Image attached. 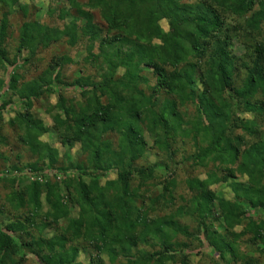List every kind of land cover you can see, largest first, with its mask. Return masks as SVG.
<instances>
[{
  "label": "trees",
  "instance_id": "obj_1",
  "mask_svg": "<svg viewBox=\"0 0 264 264\" xmlns=\"http://www.w3.org/2000/svg\"><path fill=\"white\" fill-rule=\"evenodd\" d=\"M16 1L0 0L2 66L8 64L2 48L6 21ZM87 6L99 12L106 29L105 37L99 26L92 24V15L83 10L77 11L78 18H73L64 35L76 32L80 28L78 23L85 22L80 29L87 40L92 62L102 60L125 73L120 81H114L110 75L104 82L106 85H100L99 91L93 93V103L90 101L79 111H70L63 119L53 120L54 131L62 145L79 144L84 161L56 167L58 153L46 147L40 157H46L48 168L59 174L57 181H37L42 176L40 157L25 168L11 166L16 174L8 179L10 186H14L18 180L33 178L23 190L26 200L12 195L14 209L27 206L32 216L38 214L44 194L49 206L46 217L50 221L42 223L37 230L52 227L67 218L68 206L60 196L61 186L68 192L76 191L83 201L84 217L81 221L69 222L64 230L56 231L52 239L44 242L29 232L30 219L18 218L8 223L3 231L0 229V264H24L29 256L38 264H72L78 239L99 245L111 258L118 249L129 258L121 264H154L156 255L159 256L156 264L173 262L169 254L179 246L173 240L186 234V230L171 217L159 220L158 229L151 233L150 229L158 220L149 217V213L160 205L165 208L167 199L172 201L173 195L172 190L162 189L158 197H147L149 188L143 183L153 179L155 171L149 168L142 173L134 168L146 148L141 127L144 124L146 130L154 134L153 145L158 151L170 152L172 145L177 144L176 139L191 137L195 151L184 161H191L193 168L202 171L212 164V169L202 178L187 176L184 185L190 194L188 205L178 207L174 213L197 220L212 252L222 256L227 249L230 256L236 258L233 244L226 242L228 234H220L207 220H212L213 211L218 210V218L224 224L239 225L241 217L247 213L264 210V143L257 141L247 148L245 143V137L257 135L259 122L264 124V0H88ZM64 15L66 11H62L61 17ZM161 20L167 22L172 32L164 33L158 27ZM152 40H159L160 45H153ZM42 41L41 29L31 30L28 24L23 25L20 50L32 47L33 51ZM96 42L100 52L97 57L91 54ZM236 46L243 49L241 58L235 55ZM68 63L67 58H58L54 68L60 71ZM143 70H154V83L140 75ZM241 71L244 74L239 82ZM48 76L47 72L44 79L24 87L11 80L6 91L31 106L43 90L51 91L56 87L58 79L50 80ZM142 84L147 91L139 89ZM2 86L0 82V88ZM87 86L76 81L68 87L80 90ZM99 92L109 99L111 113L105 117L99 114L88 121L99 112L100 103L96 100ZM188 101L196 108V119L190 128H186L189 124L179 110ZM9 104L8 101L0 107V119ZM238 109L242 116L252 115V119L240 120ZM46 131L41 128V133ZM112 133L118 137L116 152L107 139ZM31 148L36 156L37 146ZM110 170L116 173V179L101 187L99 178ZM84 176L89 177L88 183L82 181ZM136 177L142 183L134 187L132 182ZM243 177H246L245 183L239 181ZM175 182L171 179L170 187L174 188ZM224 182L233 190V201L210 190V186ZM144 187L146 190L141 191ZM243 220L242 235L252 234L254 241L262 240L260 228L264 220ZM137 242L150 249L158 245L160 251L150 255L139 251L138 259L134 260L130 252L137 247Z\"/></svg>",
  "mask_w": 264,
  "mask_h": 264
},
{
  "label": "rangeland",
  "instance_id": "obj_2",
  "mask_svg": "<svg viewBox=\"0 0 264 264\" xmlns=\"http://www.w3.org/2000/svg\"><path fill=\"white\" fill-rule=\"evenodd\" d=\"M87 5L88 0H72L71 2L68 0H17L10 9L11 12L6 21V36L2 46L6 53L5 58L8 64L4 65L5 68L0 64V82L3 83L2 88H0V107L3 103L5 104L8 101L10 103L2 111L0 119V229H2V231L8 223L18 218H20L21 221L30 219L32 221V226H30L31 229L29 232L33 237L44 242L52 239L56 231L64 230L69 222L81 221L84 217L82 210L83 201L78 194H76V191L70 189L68 192L64 186H61L59 189L60 196L68 206L67 218L61 219L56 225L53 224L52 227L49 226L43 230H37V227L41 226L42 223L45 222L49 224L50 221V219L46 217L49 212V206L44 194L40 198L41 210L38 214L32 216L31 210L27 206L14 209L12 195L15 194L17 199L19 198L18 200H26V197L23 196V190L32 181L30 179L18 180L14 186H10L8 179L16 174L11 166L25 168L27 165L38 160V157L42 155V151L44 150L45 152L46 147L54 149L58 153V163L56 167H66L70 163L76 164L80 160L84 161L85 157L81 153L79 144H74L72 147L62 145L61 140L56 136L54 131L53 120L56 117L58 119H63L65 113L70 114V111H79L80 108L85 107L90 101L93 103V93L99 91L98 87L100 85H106L104 82L110 75L113 77L114 81H120L125 73L123 69L119 68L115 70L107 64L102 63V60L92 62L91 58L88 56L87 40L82 37L83 32L80 29L85 22L80 23V21L78 23L80 28L76 29V32H73L71 35H64L73 18H78L77 11L83 10L92 15V24L99 26L105 37L106 29L99 12L90 10ZM62 11H66V15H64L63 18L61 17ZM253 11H255V8ZM1 18L0 12V21ZM25 24H28L31 30L41 29L44 35L42 44H38V47L33 51L32 47L21 50L19 48L21 30ZM158 27L164 33L172 32V29L168 26L166 21H159ZM36 41H38V39H36ZM151 43L153 45H160L159 40H152ZM162 47L163 46L160 48ZM91 54L95 57L100 54L98 42L93 44ZM235 55L239 58L243 55V49H241L240 46H236ZM58 58H67L70 61V63L60 71L59 68H54L55 60ZM47 72L49 73L48 79H58L55 84L56 87H53L51 91L43 90L44 93L34 100L32 104H30L31 106H27L24 101H19L16 96L6 91L11 80H16L17 86L22 84L24 87L31 82L44 79ZM153 74L154 70H143L140 75L143 76L146 81L154 83ZM240 74L239 82L242 80V74H244V72L241 71ZM76 81H82L89 86L80 90L68 87ZM116 87L117 86L114 88ZM139 89L147 91L145 90L146 86L143 84L139 86ZM124 94L125 93H123V95ZM146 94H148V92H146ZM162 98L163 97H161L160 100H162ZM96 100H99L100 103L99 112L95 115L92 112L91 115L94 116L88 118V121L99 117V114L105 117L107 113H111V107L107 97L101 96L99 92ZM195 109L196 108L190 101L179 108L182 115H184L185 122L189 124L186 128H190L191 125L194 124L196 119ZM240 112L241 109L236 111L237 117L240 120L252 119V115L244 117ZM259 123L260 125L256 128L257 135L251 138L245 137L246 148L257 141L264 143V124L263 121ZM141 127L144 131L143 136L146 148L141 158L135 161L134 168H137L139 172L142 173H146L149 168H153V171H155L153 173V179H147L143 183L147 184L149 188L147 197L151 199L158 197L162 189L172 190L173 195L172 201L167 199L168 204L165 208L162 209V205H160L157 210L155 209L152 213H149V217L158 220L155 221L154 227L150 229L152 230L151 233L154 234L156 229H158L159 220L171 217H174V221L177 222L180 228L186 230V234L178 235L173 240L179 245L171 250V254H169V256H173L174 261H167L162 264H264V225L260 228L262 240L254 241L252 234L242 235L245 227V220L243 219L251 218L254 221H263L264 210L257 209L250 214L247 213L244 217H241L242 222L239 225L232 226L224 224L223 221L218 218V210H214L212 213V220H207V223L211 222L213 224V229L220 234H228L226 242L233 244L236 251V258L231 257L230 251L227 249L224 250L222 256L212 252L211 247L208 246L205 240L202 230L197 224V220L189 216L179 217L174 213L178 207H185L188 205L190 194L184 185L187 176L202 178L205 172L212 169V164H209L207 169L202 171L199 168H193V163L191 161H184L195 151L191 142V137L176 139L175 141L177 144L172 145L171 151L163 153L154 147L153 140L155 136L146 130L147 125L144 124L141 125ZM41 128H45L48 131L41 133ZM22 138L23 141L21 140ZM117 138L118 137L113 133L107 137L112 144V150L115 152L118 151ZM35 145L38 148V154L36 156L31 152V147ZM40 158L39 166L42 168V176L39 178H41L42 183L57 181V175L59 174L48 168L46 157ZM70 177L72 178L73 175ZM115 179L116 173L110 170L105 172L98 181L99 185L102 187L105 182ZM171 179L176 181L174 188L170 187ZM88 180L89 177H82L84 183H88ZM239 181L245 183L246 177L239 178ZM141 183L138 177H136L132 182V186L137 187ZM145 190L146 187L141 189V191ZM210 190L215 194H223L228 200H234L235 196L233 190L230 185L225 182L210 186ZM170 203L172 206L169 205ZM160 204H162V201H160ZM232 234L234 235L232 236ZM26 240H28V238ZM137 244V247L132 248L130 252V256H132L134 260L138 259L139 251L143 250L149 255L153 252L160 251L158 245H155L154 249H150L138 242ZM74 247L77 252H75L72 264H90V261H93L94 264H121L129 261V258L126 259V254L120 253L118 249L117 253L115 252V255L111 258L106 253V250H103L99 245H91L89 242L83 241L82 239H78ZM158 259L159 256L156 255L154 264H156ZM24 264L38 263L34 257L29 256Z\"/></svg>",
  "mask_w": 264,
  "mask_h": 264
},
{
  "label": "built area",
  "instance_id": "obj_3",
  "mask_svg": "<svg viewBox=\"0 0 264 264\" xmlns=\"http://www.w3.org/2000/svg\"><path fill=\"white\" fill-rule=\"evenodd\" d=\"M29 179H30L31 181H33V178H29ZM37 181L40 182V183L42 182V181H41V178H38Z\"/></svg>",
  "mask_w": 264,
  "mask_h": 264
}]
</instances>
